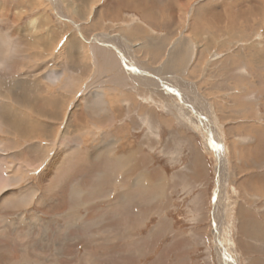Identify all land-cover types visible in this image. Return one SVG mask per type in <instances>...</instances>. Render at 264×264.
<instances>
[{"label": "rangeland", "instance_id": "1", "mask_svg": "<svg viewBox=\"0 0 264 264\" xmlns=\"http://www.w3.org/2000/svg\"><path fill=\"white\" fill-rule=\"evenodd\" d=\"M224 2L225 0H0V14L8 18L2 23L3 28L19 33L28 27L26 33H22L24 37L21 35L20 37L23 42H26L28 39L24 41L25 38L29 37L33 43L31 51H27V56L30 57L29 63L21 61L17 63L11 81L16 79L10 84L17 88V84L21 82L17 80L18 78L31 80V77L36 75L41 68H55L60 70L65 78H71L74 85L73 88H64L59 93L64 104L62 118L60 117L56 122L51 119L46 120L45 131L49 138L47 137V149L45 150L46 153L48 152V163L44 170L45 177L37 169L36 153L31 151L25 158V163L31 170L28 179L29 186L38 188L39 193L45 187L48 197L44 205L34 204L24 210L27 218L37 215L47 229L45 236L40 238L41 250L33 243L32 263L30 264H86L85 261L87 264H172L179 263L181 258V255L176 252L177 247L184 246L190 249V254L185 252L182 256L187 259L190 255L193 262L197 260L200 263L209 261L217 263L224 260L233 264L234 260L226 255L220 235L216 241L218 232L216 226L213 228V233L217 258L214 255L210 258L209 253L204 252L203 245L199 247L200 252L194 254L192 248L196 247V242L189 231L191 224L185 222L186 205L189 202L178 200V203L174 204L175 209L171 208L170 211L168 202H154V204L147 202L146 197L150 199L153 195L156 196V190L145 192V190L135 189L137 188L136 179L138 180L143 175L144 167L152 170L154 167L157 169L163 167L166 171H173L171 170L173 168L171 159H167L166 154L160 151L162 147L170 144L167 142L173 139L170 133L171 128L160 125L157 119L160 115L170 118L171 112L176 108L177 99L171 93V87L163 83L167 82L168 77L162 79L163 84H160L155 77L159 76V72L168 74L165 70L168 67L167 59L169 54L175 51L171 50L172 44L168 45L169 47L166 46L168 50L164 54L168 55L161 56L162 61L155 64L154 61L148 59L146 54L135 58L127 55L130 47H127L123 41V37L128 40L133 39L131 34H124L125 29H128V33L132 32L137 24H146V21L149 22L152 18H157L158 23L167 22L165 17H168L169 10L166 8H171L177 18L178 30L175 28L177 36L173 35V37L180 40L178 44L184 36V40L194 39L196 48L193 52L195 49L196 51L192 70L201 69L202 76L212 77L220 74L221 64L227 60L225 65H229L228 60L230 59L227 55L218 62L210 61L222 55L215 54L214 50L217 51V45L219 51L240 48L241 63L248 60L256 63L260 60L259 67L264 66V0H228L227 4H223ZM147 16L149 19H146ZM30 20L33 21L28 25ZM153 31L161 34L168 32L163 29L160 31L159 28ZM214 38L219 41L214 42L215 44L211 47L207 40L214 41ZM226 38L233 40L237 38L239 42L230 46L229 44L234 41H228ZM136 40L139 41V39ZM160 48L163 49V47ZM100 51L106 55L107 53L113 54L114 62L118 64V74L104 67L103 59L98 57ZM142 51L147 53L149 50L143 48ZM207 55L210 56L207 58ZM201 59L204 60L202 63ZM137 66L143 68L140 74L144 75L142 74L140 78L134 76L137 74L134 70ZM242 73H245V66L242 67ZM197 81L200 82L201 78ZM242 83L243 89L245 88L244 83L251 86L246 78L242 79ZM261 84L263 82L257 85L255 89L257 94L254 98L256 111L259 112L257 117L262 123L254 115L255 107L249 106L250 104L245 105L249 106L250 110L246 115L242 112L241 119L243 122L257 121V131L246 129L247 131L243 130L242 133L236 132L242 137L240 141H244L243 144H228L231 145L230 152H233L235 148V151L241 155L245 148L256 146L258 148L257 157L246 160L243 155L240 157L235 153V156L227 159L225 143L218 142V138L215 139L214 144L212 140L210 146L207 145L211 151V156L208 155L207 159L211 172L210 191L214 196L213 202H209V215L213 218L217 216L215 213L217 207L221 209L220 216L222 211L223 214L231 216L235 202H247L250 205L254 204L252 202H261L264 199V192L251 190L250 183H248V179L253 174L264 172V89L260 88ZM244 90L243 94L246 92V89ZM99 92L103 95L102 101L107 112L104 109L102 112L85 109L83 96L88 95L87 97L93 98ZM51 94L58 95L55 90H52ZM160 94L162 105L158 98ZM229 97L227 99L231 100ZM220 98L221 96L219 100ZM95 100H93L94 104ZM218 106L222 108L219 104ZM227 106L229 110L234 109L230 105ZM251 111V115L248 114ZM234 118L237 119V117ZM234 118L223 119L222 125H231ZM228 126L224 129L226 130ZM56 131H59V134H65V142L61 144L58 152H53L54 136L58 135ZM225 132L227 139H230V133ZM74 137L75 146L70 142V138ZM109 141L116 143L113 156L102 154L99 158H95L97 149L105 148L104 143ZM33 144L36 145L37 142ZM141 145L148 150V152L145 151L148 163H144L145 159L142 156H136V151ZM239 145L245 148L241 150ZM71 146L77 147L84 155L79 152L74 162L71 160L70 163V160L64 158L63 154ZM154 147L157 149L154 150ZM157 150L159 154L154 157V152ZM132 153L136 156L133 158V163L131 162L133 167L130 165L128 175H125L127 179L129 178L128 187L125 188L128 189V199H130L127 201L125 193L117 194L115 190L117 186L122 187V183L117 182L124 180L119 181L118 176L115 175L113 178L110 177L109 181L107 172L111 173L112 169L115 172L120 171L121 157ZM58 157L60 161L63 158L64 162L54 173L57 166L55 161ZM20 172L21 169L16 171L17 174ZM3 177L0 174V181L4 179ZM111 179H114V183ZM73 187H80L82 192L73 193ZM161 187V185L157 186L158 189ZM112 191L115 197L113 202L109 201L113 195ZM159 192L157 194L160 198ZM171 194L176 196L174 192ZM107 197L109 198L106 199ZM82 203H86L87 206L76 208L80 220L76 221L74 226L68 225L71 219L67 215L68 212ZM255 208L254 206L251 209L255 210ZM142 209L149 216L141 215L137 218L133 212ZM166 210L170 212L166 213ZM134 218L137 220L133 221ZM13 219L15 217L11 220ZM107 228L109 230L105 232ZM41 231L42 229L35 228L33 238L38 233L40 235ZM175 231H178V235ZM172 235L175 238H172ZM149 238L151 239L147 242ZM197 242L200 243L199 240ZM140 246H142V251L138 249ZM122 249L128 255L123 257L119 254L122 253ZM75 254L78 256L73 259ZM10 256L7 249L0 244V264H10L8 263Z\"/></svg>", "mask_w": 264, "mask_h": 264}, {"label": "crops", "instance_id": "2", "mask_svg": "<svg viewBox=\"0 0 264 264\" xmlns=\"http://www.w3.org/2000/svg\"><path fill=\"white\" fill-rule=\"evenodd\" d=\"M226 2H228V0H225L223 4H227ZM166 9L169 10L167 13L168 17H165V20L167 22L158 23L157 18L149 19V16H147L146 19H149V22L146 21V24H137V27L129 33L127 32L128 29H125L126 32H124V34H131V37L133 39L128 40L126 37H123V41L126 43L125 45L127 47H130V50L127 51V55H131L135 58L137 56L140 57V55L144 56V54H146L148 55V59L154 61L155 64L162 61L161 56L163 57L168 55L164 54L168 50L165 48L166 46L172 44L173 47L171 48V50L173 49V51H175L172 52L171 55L169 54V61L167 59L168 67L165 70H167L166 72H168V74L159 72V76L155 77L160 84L164 83L171 87V93L177 99V105L175 106L176 108L173 107L175 109L171 112L170 118H166L161 115L158 118V115L155 113L158 118L157 123L171 128L170 133L172 135L171 138L173 139L167 142L170 144L162 147L160 151L162 154H166L165 156H167V159H171V165L173 166L171 170L173 171H166V169L163 167H160L161 169H157V167H154V170L149 169L148 167H144L143 174L151 183L148 186L144 187L142 184H140V178L138 180L136 179L135 185L137 186V188L135 189H138L139 191L145 190V192H150L152 190L155 192L156 190V196L153 195L150 199L149 197H146L147 202H152L153 204L154 202H168L170 211L171 208H174V204L176 202L178 203V200L182 202H189V204L187 203L186 205L185 222L187 224H191V226L189 227V231L190 233H192V237L196 242V247L192 248L194 254L199 253V247L203 245L202 248L204 249V252L207 254L209 253L210 258L213 257V255L215 258H217L215 254L217 252L214 248L215 237L213 233V228L216 226V228L218 229V236L216 240L220 235L223 241L224 248L226 249V255L231 260H234L233 264H241L240 262H242V264H264V199L261 202H252L254 204L250 205L247 202H235L233 215L231 216L227 215L226 213L223 214V211L222 215L220 216L221 209L217 207V209H215V213L217 216L214 218L211 217L209 215V202H213L214 196L210 191L211 172L207 161L208 155L211 156V151H209L207 147L210 146L212 140L213 144L214 142H216V138H218V142L225 143L227 151L226 157L227 159H230L231 156H235V153L236 155H238L239 152L235 151V148L232 150L233 152H230L231 145L228 144H243L244 142H241L242 140L240 141L242 137L238 136L236 132L242 133L243 130L247 131L246 129L257 131V121L249 120V122H243L241 118L243 114L242 112H244L246 115L247 111L250 110L249 106L253 105V107H255L253 110L254 115L257 119H259V117H257L259 115V112L256 111L255 106V98L257 94L255 89H257V85H259L260 82H263L260 88L264 89V66L259 67L260 60L256 63H252V60L241 63L240 48H234V50L229 49L219 51V47L217 45V51L214 50V52L217 55H222L219 56V58H217L216 60L210 61L218 62L228 55V59H230L228 60L229 65H225L227 60H223L225 62L221 64L220 74L213 75L212 77L206 75L202 76L203 71H201V69L199 71L192 70V66L195 62L194 53L196 51L195 49V51L193 52L194 48H196L194 46V39L184 40V36V38L178 44V41L180 40H177V37H173V35L177 36V32L175 33V28L178 30V25L176 23L177 18H175L174 16L176 14L173 12V10H171V8ZM108 15H110V13H108ZM219 26L221 27L220 24ZM156 28H159L160 31H162L163 29L168 32L166 34L156 33L153 31ZM214 37L217 38L216 35H214ZM215 38L213 39L214 41L207 40L211 47L219 41ZM136 39H139V41ZM120 40L122 41V38ZM226 40L231 41L233 39L226 38ZM233 41V43L229 44L230 46L235 42H239L237 38ZM180 44L181 46H179ZM160 47H163V49H161ZM143 48H148L149 51L145 53L144 51H142ZM209 56L210 55H207V58ZM229 56H231V58ZM232 60L234 61L232 64H230ZM200 61L202 63V61L204 60L201 59ZM174 62L176 66L175 64H173ZM243 66H245L244 74L242 73ZM225 68L229 70H226ZM142 69L143 68H141V66H137L134 68L137 73L136 75H134L136 78L141 77V75L143 74H140V72L143 71ZM165 77H168L167 82L162 81V79ZM199 78H201L200 82L197 81ZM243 78H246L247 82L251 85L248 86L244 83V89H246V92L244 94L243 91L245 90L242 87ZM195 79H197L196 82ZM252 88H254V90H252ZM219 96H221L220 100ZM228 96H230L229 98H231V100L227 99ZM243 97L245 98L243 99ZM158 98L160 104L162 105V95L160 94ZM218 104L222 108H220ZM247 104L250 105L245 106ZM227 105H230L234 109L229 110V106ZM249 113L251 115L252 111L248 112V114ZM234 117H237V119H235ZM225 118H234L232 119L234 122L229 126H223L222 123L224 121L223 119ZM258 121L261 122L260 119ZM225 126H228L226 130L224 129ZM225 131H228L230 133V139H227ZM240 148L241 150H243L245 147ZM156 149L157 147H154V150ZM212 149L214 148L212 147ZM257 150L258 148L256 146H250L248 148H245L241 153L244 159L252 160L251 158L257 157ZM145 151L148 152L146 147H144L143 145L139 146L138 151H136V156H142V158L145 159H143L144 163H148L146 157L147 154L145 153ZM157 152L158 150L154 152V157L156 156V154H159ZM213 153L215 154V151ZM214 154L213 157H215ZM239 155L240 157H242L241 154ZM122 162L123 161L120 162V171L118 170L117 172H115L112 169L111 173L107 172V174L109 175L108 179L110 181V177L113 178L116 175L118 176L119 181L124 180L122 182H117L119 184L122 183V187L117 186L115 190L117 194L123 192V195L125 193L127 196V201H130V199H128V189H125L126 187H128L127 183L129 178L127 179L126 176L124 178H121V174H123L124 170L122 167ZM98 174L99 173L97 172L96 175L98 176ZM112 180L114 183V179H111V181ZM125 180H127V182ZM248 181V183H250L249 188L251 190L264 192V172L253 174V176H251ZM129 182H131V180H129ZM137 183H139V185ZM158 185H161L162 187L158 189ZM214 186L215 180L213 181V189ZM157 191L160 193V198L158 197ZM171 192H174V195L176 196L174 197ZM210 195L212 197H210ZM113 196L114 193L110 197L109 201L113 202V200H115V197ZM108 198L109 197H107L106 199ZM254 206L257 208H255L256 211L251 209ZM170 211L166 210L165 212L167 213ZM141 213L143 214V216L147 215L145 214V210L143 212V209L141 210ZM203 227L206 228L203 229ZM175 232L177 233L176 235H178V231ZM172 238H175V236L172 235ZM197 240H199L200 243L197 242ZM177 248L178 250L176 252L177 254L181 255V258L178 261L179 263L172 264H229L228 261L224 260H221L222 262L217 263L213 261L200 263L197 260H194L193 262L190 255L187 259L182 256L185 252H189L190 254L189 248H186L185 246ZM235 261L237 263H235Z\"/></svg>", "mask_w": 264, "mask_h": 264}, {"label": "bare ground", "instance_id": "3", "mask_svg": "<svg viewBox=\"0 0 264 264\" xmlns=\"http://www.w3.org/2000/svg\"><path fill=\"white\" fill-rule=\"evenodd\" d=\"M253 11L256 10L253 9ZM202 18L206 19L207 17ZM6 20H8V18L5 15L0 16V174L4 176V179L0 181V244L7 249L8 255H11L8 259V263L30 264L32 263L31 251H33V243L41 250L39 245L40 238L41 236H45L47 229L45 225H42L37 215H31L27 218L24 210L34 204L38 206L44 205L48 197L45 187L42 189V192L39 193L38 188L35 189L29 186L28 179L31 170L25 163V158L31 151L36 153L38 157L37 169L44 176V170H46L48 163V152L46 153L45 151L47 149L46 141L48 140V135L45 131V127L47 126L46 120L51 119L56 122L60 117L62 118L64 104L61 101V94L59 95V93L64 88H73L74 85L72 79L69 77L65 78L60 70L55 68H41L36 72V75L31 77V80H29V78H18L17 80L21 82L17 84V88L12 86L10 83L16 79L11 81L12 76H14L15 66L19 61L26 64L29 63L30 57L29 55L27 56V51H31L33 43L30 41L29 37L25 38L24 41L28 39L26 42H23V39L20 37V35L24 37L22 33H26L28 27H25L21 32L19 31V33H15L14 30L11 32V30L3 28L2 26V23ZM32 21L33 20H30L28 25H30ZM98 55L99 59H103L105 68H109L111 71L116 72L115 74H118V64L114 62L112 53H107L106 55L100 51ZM45 61L46 59L44 62ZM109 69H107V71H110ZM52 90H55L58 95L51 94ZM95 95L96 96L93 98L87 97L88 95L83 96L85 109L97 110L99 112H102L104 109V111L107 112L105 104H103L102 101L103 95L101 92ZM94 99H96L95 104L93 103ZM99 105L103 107L101 108ZM49 127L51 128V126ZM58 132V135L54 136L53 152H58L61 144L65 142V134H59ZM49 133L51 134V132ZM34 142H37V144L34 145ZM70 142L74 145V142H76L75 137L70 138ZM115 144V141L104 143L105 148H98L95 153V158H99L102 154L113 156ZM74 146L68 147L67 150L65 149L66 152L63 154L64 158L70 160V163L71 160L74 162L77 157L76 154L80 152L78 148H74ZM80 154L84 155L82 152H80ZM91 156L92 155H90V157ZM133 158H135L133 153L121 157L120 161H123L122 167L124 169L121 177L128 175V169L132 166L134 161ZM55 162L57 166L54 173L58 171L57 169L63 164L64 159L62 158L60 161V157H58ZM18 169H21L19 174L16 173ZM139 178L140 184L144 187L149 185L144 174ZM72 191L75 194H80L82 192L80 187H73ZM84 206H87V204H79L68 212L67 215L71 218L68 225L74 226L76 221L80 220L76 208H82ZM108 206H110V204ZM109 211L111 212V210ZM133 213L137 215V218L143 215L139 210ZM13 217H15V219L11 220ZM134 220L137 219L134 218L133 221ZM129 224L130 223H128V225ZM35 228H40L42 231L40 235L38 233L33 238V230ZM108 230L109 228L104 231L108 232ZM217 235L218 234H216V238ZM37 236H39L38 239ZM151 238H149L147 242H149ZM123 249L122 253L119 254H122L124 257L128 254ZM138 249L140 251L143 250L142 246ZM77 256L78 255L75 254L72 258L76 259ZM85 263L87 264L86 261Z\"/></svg>", "mask_w": 264, "mask_h": 264}, {"label": "water", "instance_id": "4", "mask_svg": "<svg viewBox=\"0 0 264 264\" xmlns=\"http://www.w3.org/2000/svg\"><path fill=\"white\" fill-rule=\"evenodd\" d=\"M73 23V22H72ZM77 28V27H76Z\"/></svg>", "mask_w": 264, "mask_h": 264}]
</instances>
